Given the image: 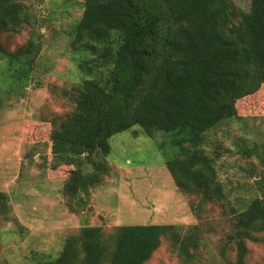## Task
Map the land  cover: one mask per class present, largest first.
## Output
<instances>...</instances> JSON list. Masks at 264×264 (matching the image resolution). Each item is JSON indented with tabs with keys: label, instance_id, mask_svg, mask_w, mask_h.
Here are the masks:
<instances>
[{
	"label": "trees",
	"instance_id": "obj_1",
	"mask_svg": "<svg viewBox=\"0 0 264 264\" xmlns=\"http://www.w3.org/2000/svg\"><path fill=\"white\" fill-rule=\"evenodd\" d=\"M26 1L0 0V89L19 95L33 79L41 47L31 35L10 50L2 35L33 31ZM83 8L70 35L84 76L64 92L71 110L51 118V168L72 167L64 188L70 210L81 211L103 183L110 138L135 126L148 136L163 132L168 142L160 149L180 191L200 194L201 204L227 200L216 159L204 146L221 123L241 119L240 100L264 87V0H251L248 12L230 0H83ZM240 154L261 156L250 147ZM259 177L258 194L233 210L231 264H247L248 242H264ZM11 210L0 191V215L9 218ZM201 240L199 225H121L109 233L84 226L48 264H148L164 241L179 264H206Z\"/></svg>",
	"mask_w": 264,
	"mask_h": 264
},
{
	"label": "rangeland",
	"instance_id": "obj_2",
	"mask_svg": "<svg viewBox=\"0 0 264 264\" xmlns=\"http://www.w3.org/2000/svg\"><path fill=\"white\" fill-rule=\"evenodd\" d=\"M230 2L237 10L251 9V0ZM83 9V0H27L33 31L27 27L2 35L10 50L31 35L41 49L25 93L0 89V191L7 193L12 207L9 218L0 215V264H48L67 237L84 226H100L109 233L138 224L199 225L206 264H231L237 258L228 241L233 210L258 194L255 180L264 175V87L240 100L241 119L221 123L204 146L216 159L227 200L201 204L200 194L180 191L160 149V143L168 142L163 132L148 136L135 126L110 138V170L81 211L73 213L64 194L72 167L51 168L50 134L53 115L73 107L65 90L84 76L70 35ZM4 67L0 57V74ZM247 147L258 149L261 156L245 159L240 153ZM166 148L170 154L169 143ZM253 172L259 175L253 177ZM248 247L247 264H264L263 240L248 242ZM148 264H179V258L164 241Z\"/></svg>",
	"mask_w": 264,
	"mask_h": 264
}]
</instances>
